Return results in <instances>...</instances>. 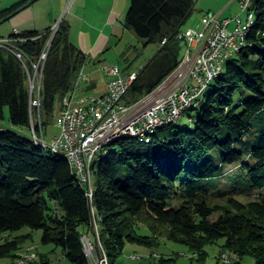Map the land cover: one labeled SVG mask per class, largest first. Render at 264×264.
Returning <instances> with one entry per match:
<instances>
[{
    "label": "trees",
    "instance_id": "obj_1",
    "mask_svg": "<svg viewBox=\"0 0 264 264\" xmlns=\"http://www.w3.org/2000/svg\"><path fill=\"white\" fill-rule=\"evenodd\" d=\"M28 1L1 13L0 20ZM195 10L196 0H131L124 28L158 51L124 97L127 105L151 95L181 66L188 44L178 35ZM248 12L254 16L248 46L227 62L198 106L188 109L200 112L196 123L180 126L179 120L159 129L149 143L123 138L105 147L93 198L66 158L20 132H31L35 97L29 80L47 44L39 96L45 131L90 58L71 42L72 27L65 21L55 34L53 28L11 34L14 42L0 47V121L8 109L20 131L0 127V236L43 231V244L60 248L72 264L88 263L82 239L87 234L95 240L96 227L111 264H118L128 244L157 247L163 235L193 252L191 264H206V248L220 241H225L220 261L230 251L239 260L234 264L247 255L264 264V194L246 203L226 190L264 189V0H250ZM122 70L132 72L129 59ZM165 128L169 132L162 133ZM227 167L235 171L228 173ZM141 225L151 236L139 234ZM32 237L0 244V260L19 264L18 250ZM159 264L175 260L163 257Z\"/></svg>",
    "mask_w": 264,
    "mask_h": 264
},
{
    "label": "built area",
    "instance_id": "obj_2",
    "mask_svg": "<svg viewBox=\"0 0 264 264\" xmlns=\"http://www.w3.org/2000/svg\"><path fill=\"white\" fill-rule=\"evenodd\" d=\"M244 3L245 1L242 4ZM232 25H234L233 29H231ZM56 29H53L54 34ZM178 39L188 44L184 63L158 91L139 103L129 106L124 102V97L139 75L138 71L125 73L117 65L105 67L103 70L108 78L106 92L103 95L93 96L87 93L82 96L76 95L83 84L91 81L88 75L81 72L75 82L74 91L64 98L63 110L57 118L60 134L53 137L49 143L72 154V161L77 164V174L87 188L91 157L100 146L101 140L126 130H140L142 134L146 127L155 123H165L170 118L176 117L185 104L193 103L195 91L201 83L206 82L208 75L220 67L225 60L235 57V44L238 39H243L241 17L222 19L221 15L205 13L197 28L183 30L178 35ZM13 42L14 40L9 38H0V47L6 48ZM50 46L51 42L47 44L38 62L33 64L36 75L40 72L41 78ZM193 46L199 48L195 59L190 55ZM16 55L22 59L20 53ZM35 82L34 80L30 87L32 95L36 90ZM40 90L41 81L37 87V98L31 101L32 108L37 110L40 108ZM37 122L38 124L32 121L31 135L46 141V132L40 114ZM93 236L95 240L87 235L84 236L85 242L87 246H91L94 264H103L102 253L97 246L96 228ZM133 259L142 258L134 256ZM222 260L233 264L231 259L224 255Z\"/></svg>",
    "mask_w": 264,
    "mask_h": 264
},
{
    "label": "rangeland",
    "instance_id": "obj_3",
    "mask_svg": "<svg viewBox=\"0 0 264 264\" xmlns=\"http://www.w3.org/2000/svg\"><path fill=\"white\" fill-rule=\"evenodd\" d=\"M25 1L27 0H0V14L19 4L24 3ZM82 1L83 0H78L77 4L81 3ZM85 1L87 2V10L85 9L84 15L86 21H88L92 26L87 25L88 22L86 24L84 23L85 25H82L80 20H78L74 16L73 13L76 10L77 5L73 7V4L76 2V0H39L34 3L29 9L20 14L22 15L27 11H31L34 13L33 20L25 22L20 26L15 25L13 20L8 21L7 23L0 26V36L8 38L11 34L19 32V30H25L30 28H37L38 30H43L46 27L44 25H48V27L49 25H51L53 29H55L57 28L59 23L65 21L66 23H70L72 27L70 39L74 44L76 43L75 45L79 44V28L81 25L84 26V29L90 35L87 41L88 47L91 48V43L95 38V35L97 34V32H95L92 27H99V29H105L103 24L106 11L113 0H84L83 2ZM117 3L118 10L120 12L123 11V9H126L123 5L124 0H117ZM130 3L131 0H129L128 8L125 10V12H123L124 14L118 20L115 31H111L110 28L106 30L108 36L110 37L108 47L99 55L95 56H92L89 50V53L91 54V56L89 57L90 62L87 63V65L81 71L85 75H88L92 81H96V84L100 89L108 83V78L105 76L103 71L105 67L117 65L123 69L126 66L127 60L129 59L130 62H132V72L138 71V73H140L143 67L156 55L158 51L157 46L151 45L149 47H145L144 40L138 38L133 31L124 28V22L126 21V16L130 7ZM201 4L213 8L212 12L217 15H219V13L215 11L214 8H217L222 4H226V7L229 5L227 8L225 7V11L221 16L222 19H235L237 17H241V19L246 22L248 19V15L250 14L248 10L243 12V4L236 0H196V7ZM233 27L234 25H232L231 29H233ZM185 58L186 52L183 51L182 64L184 63ZM34 80L36 81V90L33 93V97L36 98L38 95L37 87L41 81L40 72H37V75L35 71L33 72V75L29 80L30 87L32 86ZM88 84L89 83L83 84L82 89H80L76 93V95L82 96L87 93L89 95L98 96V93L95 90L87 89ZM249 96L250 95H247V97ZM184 113L185 114H183L181 119H179L180 121L178 120V125L180 126H193L200 116L199 111L186 110ZM38 116L39 110L34 109L32 114V120L34 123L37 122ZM191 119H194V123L191 122ZM0 127L11 129L14 131L17 130L12 126L10 122V113L8 109H6L5 111V119L0 121ZM169 130V128H165L162 130V133H167L169 132ZM20 132L29 136L31 135V132L27 130ZM45 132V139L47 141V144H50L49 142L51 141V139L60 134V129L57 126V117L46 128ZM226 170L228 173H231L235 171V168L227 167ZM98 176L99 164L97 162L94 167V170L92 171L91 178V187L93 191L97 187ZM234 188L237 189L235 193H233V190H230L229 188L226 190L237 200L246 203L250 201H256L260 194H264V189L260 191L258 189H250L246 186L239 187L237 185H235ZM96 230L98 229L96 228ZM138 232L143 236H151V232L144 225L140 226ZM29 233H32V239L21 244V247L18 250V254L23 258L18 260L19 264H29L36 262L40 263L43 259H48L50 264H72L64 258L62 250L60 248H57L53 245L43 244V231L31 232L30 229H23L22 231L16 233H6L0 236V244H3L8 240L13 241L16 239V237L28 235ZM100 234L103 235V238L106 236V233L102 228H100ZM224 243L225 241H220L217 245H212L206 248V252L208 254L206 264H225L224 260H219L220 256L223 253L222 247ZM224 255L231 259L233 264L239 261L237 256L232 254L230 251H226ZM134 256L141 257L142 259L134 260ZM163 257L166 259L174 258L175 264H191L194 254L186 245L171 242L166 239L165 235H163L161 236L160 244L157 247L148 248L128 244L122 256L119 258L118 264H159L160 259ZM10 262V258L0 260V264H9ZM238 264H256V260L253 256L247 255L244 256Z\"/></svg>",
    "mask_w": 264,
    "mask_h": 264
},
{
    "label": "bare ground",
    "instance_id": "obj_4",
    "mask_svg": "<svg viewBox=\"0 0 264 264\" xmlns=\"http://www.w3.org/2000/svg\"><path fill=\"white\" fill-rule=\"evenodd\" d=\"M249 4H250V0H245V3L243 5V12L248 10ZM241 23L243 24V39H238V41L235 44V56L238 55L239 53H241L242 50L245 47L248 46V44H247L248 42L246 40V37H247V34H248L250 28L254 24V16L250 13L248 15L247 21L244 22L241 19ZM228 61L229 60H225L224 62H222L220 67H217L216 70L213 73L208 75V78H207L206 82L201 83L200 87L195 91L194 98H193V103L185 104L183 109L181 110V112L179 114H177L176 117L170 118V120L165 122V123L152 124L149 127H146L143 130L142 134H141L140 130H126V131L120 132V134H115V135H113L112 137H110V138H108L106 140H101L100 146L96 148V151L92 154V157H91L90 168L88 170V181H89L88 188H87V185L85 183H83L82 178H79V176L77 174V164L74 163V161H72V154H69L68 152L62 151L60 149V147H57L55 145H51V143L47 144V142L45 140H43V138H38L37 136L30 135L31 139L36 145L41 146L44 149H49L53 153L62 155L64 158H66V160L68 161V163H69V165H70V167L72 169V173L76 176V178L79 180L81 185L86 189V192H87L88 196L90 198H93L94 191H93V189L91 187L92 171L94 170V167H95L96 163L100 161V159H101L100 155H101L102 151L105 149V147H108L113 142L121 140L123 138H139L141 141H145L146 143H149L151 141L152 136L157 134V131L159 129L167 127V126H170V125L178 122V120L181 119V117L183 116V114H184V112L186 110L192 108L193 106H198L199 98L203 95V93L206 91V89L209 87V85L219 75H221V73L225 69V66H226ZM96 238H97V246H98V248H100L101 253H102L103 264H111L107 253L105 252V250L103 249L102 245L100 244L98 230H96ZM82 241H83V244H84L85 255H86L87 260H88L87 264H94V262L92 260L91 246H87L84 237H83ZM224 256H226V255H224ZM225 264H230V262H225Z\"/></svg>",
    "mask_w": 264,
    "mask_h": 264
},
{
    "label": "crops",
    "instance_id": "obj_5",
    "mask_svg": "<svg viewBox=\"0 0 264 264\" xmlns=\"http://www.w3.org/2000/svg\"><path fill=\"white\" fill-rule=\"evenodd\" d=\"M77 2H78V0H76V2L73 4V7L77 5L76 10L74 11L73 14L78 20H80L82 25H85L88 22V21H86V18L84 15V11L86 9L87 2L86 1L83 3L81 2L82 5H81V3L77 4ZM123 5H124V8L127 9L129 6V0H124ZM82 6H84V7H82ZM225 7H226V4H222L219 7L214 8V10L217 11L219 13V15L222 16L223 12L225 11ZM125 10L123 9V11L120 12L118 10L117 0H113L112 3L110 4V6L108 7L107 11H106L104 24H103L105 29H99V27H92L93 30L95 32H97V34L95 35V32H94L95 38L93 39V41L91 43V48L88 47V41H87L89 39L90 35L84 29V26H82V25L79 28V35H80L79 36V44L76 46L78 48H80L84 53H86L89 57L91 56V54H92V56L99 55L101 52H103L108 47V44L110 41L109 40L110 37L108 36L106 30L108 28H110L111 31H115L117 22L122 17V15L124 14L123 12H125ZM212 10H213V8H211L207 5H204V4L198 5V7H196L195 14L193 15V17L189 21V24L184 28V30H186L188 28H197L201 23L202 16L205 13L212 12ZM212 13H214V12H212ZM33 18H34V13L31 11H27V12L23 13L22 15L17 16L15 19H13V21H14L15 25L20 26L21 24H23L25 22L33 20ZM225 19H228V18H225ZM96 22H94V23H96ZM87 25H90V23L88 22ZM44 26H46V27L43 30H45L46 28H53L51 25H49V27H48V25H44ZM90 26H92V25H90ZM25 30H38V29L37 28H35V29L30 28V29H25ZM25 30H19V32H22ZM43 30H40V31H43ZM71 42H72V40H71ZM89 50H90L91 54L89 53ZM198 50H199V48L197 46H193L190 49V55H191L192 59L196 58V56L198 54ZM187 52H188V50L186 51V56H187ZM179 77L180 76H178V78ZM106 86H107V84H105L100 89L98 87V85L96 84V81L91 80L89 82V84L87 85V89L95 90L98 93V96H101L106 92Z\"/></svg>",
    "mask_w": 264,
    "mask_h": 264
},
{
    "label": "water",
    "instance_id": "obj_6",
    "mask_svg": "<svg viewBox=\"0 0 264 264\" xmlns=\"http://www.w3.org/2000/svg\"><path fill=\"white\" fill-rule=\"evenodd\" d=\"M37 1H39V0H31V1L27 2L26 4H24L23 6L19 7L17 10L12 12L10 15H8L5 18H3L2 20H0V26L5 24V23H7L8 21H11L13 18L17 17L22 12L26 11L27 9H29ZM179 68L159 88H157V90H155L153 93L158 91L167 81H169V79L179 70Z\"/></svg>",
    "mask_w": 264,
    "mask_h": 264
}]
</instances>
